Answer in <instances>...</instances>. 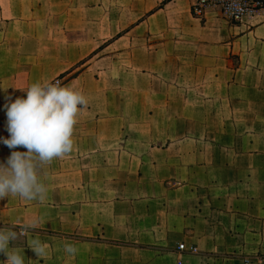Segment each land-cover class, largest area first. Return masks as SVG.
Listing matches in <instances>:
<instances>
[{"label": "crops", "instance_id": "crops-1", "mask_svg": "<svg viewBox=\"0 0 264 264\" xmlns=\"http://www.w3.org/2000/svg\"><path fill=\"white\" fill-rule=\"evenodd\" d=\"M195 2L0 0V163L19 88L60 76L88 99L45 202L0 200V228L40 221L25 264H264V9Z\"/></svg>", "mask_w": 264, "mask_h": 264}, {"label": "clouds", "instance_id": "clouds-1", "mask_svg": "<svg viewBox=\"0 0 264 264\" xmlns=\"http://www.w3.org/2000/svg\"><path fill=\"white\" fill-rule=\"evenodd\" d=\"M19 89L26 91V97L5 104L9 138L3 143L13 151L6 162L0 163V200L18 197L21 201L43 203L48 193L44 169L73 151L74 128L88 99L81 89L62 85L58 80L35 81ZM18 147L26 151L15 150ZM39 222L26 219L19 226L0 228V254L7 257L4 264H25L22 252L13 245L37 228ZM27 244L38 258H47L46 243L31 238ZM64 252L75 256L78 249L65 244Z\"/></svg>", "mask_w": 264, "mask_h": 264}, {"label": "built area", "instance_id": "built-area-1", "mask_svg": "<svg viewBox=\"0 0 264 264\" xmlns=\"http://www.w3.org/2000/svg\"><path fill=\"white\" fill-rule=\"evenodd\" d=\"M264 9V0H196L192 6L193 14L202 18L212 10H219L230 21L241 22L259 14ZM184 249V243L179 244Z\"/></svg>", "mask_w": 264, "mask_h": 264}, {"label": "rangeland", "instance_id": "rangeland-1", "mask_svg": "<svg viewBox=\"0 0 264 264\" xmlns=\"http://www.w3.org/2000/svg\"><path fill=\"white\" fill-rule=\"evenodd\" d=\"M56 80H58V81H60L62 83V80H61L60 76H57L56 78L53 79V81H56Z\"/></svg>", "mask_w": 264, "mask_h": 264}]
</instances>
